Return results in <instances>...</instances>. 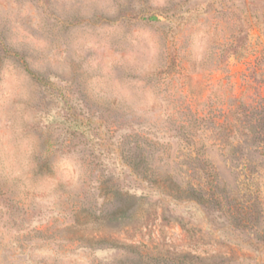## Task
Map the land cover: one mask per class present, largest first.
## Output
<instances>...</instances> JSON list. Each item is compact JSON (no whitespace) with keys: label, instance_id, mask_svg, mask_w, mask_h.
<instances>
[{"label":"rangeland","instance_id":"374dc122","mask_svg":"<svg viewBox=\"0 0 264 264\" xmlns=\"http://www.w3.org/2000/svg\"><path fill=\"white\" fill-rule=\"evenodd\" d=\"M261 98L264 0H0V264H264Z\"/></svg>","mask_w":264,"mask_h":264},{"label":"trees","instance_id":"16d2710c","mask_svg":"<svg viewBox=\"0 0 264 264\" xmlns=\"http://www.w3.org/2000/svg\"><path fill=\"white\" fill-rule=\"evenodd\" d=\"M261 100H264L263 98H261ZM255 106L251 107V105H249L250 108L252 109H261L260 112L264 111V104L262 103V101H255ZM208 175L210 176V178L212 179V184L209 188H205L203 186H201L200 184L197 185H188V190H190V193L194 196H196L197 198L203 199L205 193H209L211 194V196H219L220 193L223 192V190H220L217 188L218 184L214 183V179H216V175L210 171H208ZM213 185V187H212ZM119 209H122V207H120ZM120 211V210H119ZM140 259L142 261H144L146 264H198V261L200 262V258L199 256H195V255H185L183 256V258H178L175 259L174 257L170 256V254H160V253H153V252H140ZM196 259V261H195ZM171 262V263H170ZM203 264H215V262H211V263H204Z\"/></svg>","mask_w":264,"mask_h":264},{"label":"clouds","instance_id":"9594fccd","mask_svg":"<svg viewBox=\"0 0 264 264\" xmlns=\"http://www.w3.org/2000/svg\"><path fill=\"white\" fill-rule=\"evenodd\" d=\"M194 51L198 58H202L207 53V45L205 42H196L194 44Z\"/></svg>","mask_w":264,"mask_h":264}]
</instances>
